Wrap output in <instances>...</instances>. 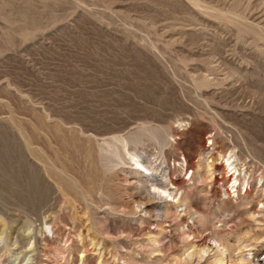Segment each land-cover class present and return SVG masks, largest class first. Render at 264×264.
<instances>
[{"label": "rangeland", "instance_id": "rangeland-1", "mask_svg": "<svg viewBox=\"0 0 264 264\" xmlns=\"http://www.w3.org/2000/svg\"><path fill=\"white\" fill-rule=\"evenodd\" d=\"M263 184L264 0H0V264H264Z\"/></svg>", "mask_w": 264, "mask_h": 264}, {"label": "bare ground", "instance_id": "bare-ground-1", "mask_svg": "<svg viewBox=\"0 0 264 264\" xmlns=\"http://www.w3.org/2000/svg\"><path fill=\"white\" fill-rule=\"evenodd\" d=\"M37 148V147H36ZM38 150H39V147L37 148ZM41 152V151H40ZM223 158V157H222ZM134 163L136 164V165H142V163H141V161L139 160V159H134ZM224 163L227 165V166H229L230 167V170L232 169V173L231 174H233L234 176L231 178L232 180H233V184H232V186L234 187V191L235 190H237V187H236V182H237V180H238V176H237V173L239 174V172H240V166L238 167L237 166V163H236V161H235V159H234V157H233V155L232 154H229L226 158H225V161H224ZM209 165V164H208ZM145 168H147V167H145ZM209 168V167H208ZM214 168V167H213ZM148 170V169H147ZM151 172H153V171H151ZM210 173V172H209ZM147 174V173H146ZM230 174V175H231ZM212 175V174H211ZM146 176V175H145ZM150 176H151V174H150ZM191 177V176H190ZM246 176H244V178H245ZM145 178V177H144ZM156 178V177H155ZM168 178H170V177H168ZM158 179V178H157ZM156 179V180H157ZM170 180V179H169ZM147 181V180H146ZM170 183H171V181H169ZM238 185V184H237ZM264 185V184H263ZM175 186V185H174ZM153 187H156V188H158V189H161L160 190V193H167V191H168V188L166 187V185H162V184H158V185H154L153 184ZM175 188V187H174ZM177 188V187H176ZM173 189V188H172ZM179 190V189H178ZM248 190V189H247ZM181 191V190H180ZM158 194V193H157ZM167 195H169V196H171L172 198H175L174 196H175V194L174 193H172V191H170V192H168V194ZM237 195V194H236ZM238 197V196H237ZM178 199V198H177ZM176 201V200H175ZM174 201V202H175ZM177 201H179V200H177ZM175 205V204H174ZM176 206V205H175ZM177 206H178V204H177ZM166 208H168V207H166ZM165 210V209H164ZM169 212H170V210H169ZM166 217V216H165ZM162 218V217H161ZM44 225V224H43ZM46 226V225H45ZM22 231V230H21ZM26 236V235H25ZM31 236V235H30ZM19 237H21L20 235H19ZM23 237V236H22ZM21 241H22V239L21 238H19ZM20 240H18V241H20ZM204 241V240H203ZM202 242V241H201ZM221 242L222 241H220L218 238H216V237H213V238H211V243H208V244H206L205 243V241H204V243H201V244H199V245H197V244H193L192 245V247H193V250L192 251H189L188 253H187V256H188V258L189 259H193V261L197 264L198 263V261L199 260H201L203 257H206L207 255H209V253H210V250L214 247L215 248V250L216 251H218V257H217V259H216V263L217 264H232V263H230L229 261H227V259H226V253H225V248H227V247H225V246H223L222 244H221ZM18 243V242H17ZM20 243V242H19ZM230 246V245H229ZM19 247V246H18ZM22 247V246H21ZM214 251V250H213ZM248 254V253H247ZM214 256V255H213ZM245 256V255H244ZM243 255L240 257V261H242L243 260V258H245ZM210 257V256H209ZM237 260V259H236ZM185 261H186V258L184 257L183 258V260H180V262L182 263V264H184L185 263ZM245 261V260H244ZM27 262V261H26ZM28 263V262H27ZM194 263V264H195ZM11 264H16L15 263V260L11 263ZM21 264V263H20ZM80 264H84L83 262H81ZM99 264V263H98Z\"/></svg>", "mask_w": 264, "mask_h": 264}]
</instances>
